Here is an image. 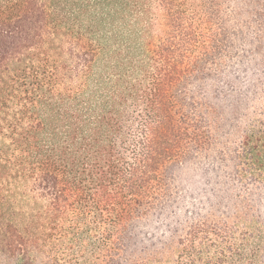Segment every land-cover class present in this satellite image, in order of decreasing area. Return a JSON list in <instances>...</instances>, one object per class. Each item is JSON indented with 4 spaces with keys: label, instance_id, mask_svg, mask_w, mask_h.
Returning <instances> with one entry per match:
<instances>
[{
    "label": "trees",
    "instance_id": "trees-1",
    "mask_svg": "<svg viewBox=\"0 0 264 264\" xmlns=\"http://www.w3.org/2000/svg\"><path fill=\"white\" fill-rule=\"evenodd\" d=\"M264 264V0H0V264Z\"/></svg>",
    "mask_w": 264,
    "mask_h": 264
},
{
    "label": "rangeland",
    "instance_id": "rangeland-1",
    "mask_svg": "<svg viewBox=\"0 0 264 264\" xmlns=\"http://www.w3.org/2000/svg\"><path fill=\"white\" fill-rule=\"evenodd\" d=\"M167 264H171V262H169V263H167ZM172 264H174V263H172Z\"/></svg>",
    "mask_w": 264,
    "mask_h": 264
}]
</instances>
